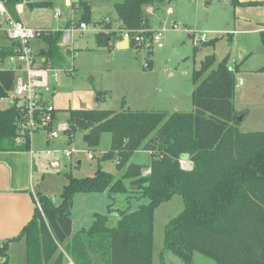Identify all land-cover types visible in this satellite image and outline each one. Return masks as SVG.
Wrapping results in <instances>:
<instances>
[{"label":"trees","instance_id":"16d2710c","mask_svg":"<svg viewBox=\"0 0 264 264\" xmlns=\"http://www.w3.org/2000/svg\"><path fill=\"white\" fill-rule=\"evenodd\" d=\"M3 1H25L31 9L55 6L53 0ZM230 1L233 5L247 3ZM159 2L162 0L117 3L121 28L149 33L146 8ZM80 7L84 13L74 22L88 24L90 5L83 2ZM63 36L61 30L41 31L39 38L47 44L42 52L43 67H66ZM121 38L118 31L95 33L97 47L108 50ZM14 48L15 43L0 49V55L8 56ZM228 57L217 61L211 53L200 68H194L191 112L70 108L69 138L82 130L89 145L97 146L103 133L110 132V148L103 158H115L118 168L125 169L123 177L101 167L93 176L82 178L66 173L68 183L60 194V204L37 192L42 211L37 205L18 237L2 244L0 257L4 261L0 264H8L9 243L16 239H24L26 264H65L64 251L76 264H154L155 211L176 194L181 195L184 208L166 224L165 249L187 264L193 262L195 252L220 264H264V130L244 132L238 128L240 116L234 97L240 66L234 65L230 71ZM147 67H152L151 58ZM259 71L264 72V66ZM15 78L14 71L0 69V99L9 96ZM19 116L15 105L0 106V151L30 150L29 137L21 145L16 142ZM139 149L151 151L149 173L131 161ZM183 153H189L190 168L183 166ZM125 180L130 181L129 186ZM80 192L105 193L113 203L117 194L149 202L135 210L120 211L114 224L109 215L111 203L107 213H94L92 224L74 233L71 210Z\"/></svg>","mask_w":264,"mask_h":264},{"label":"rangeland","instance_id":"374dc122","mask_svg":"<svg viewBox=\"0 0 264 264\" xmlns=\"http://www.w3.org/2000/svg\"><path fill=\"white\" fill-rule=\"evenodd\" d=\"M83 1L90 5V21L85 33L78 34L76 58L73 59L71 53L66 55L67 64L72 71L61 70L56 81L51 78L53 89L45 96L57 110L54 129H59V123L68 121L70 108H80L83 104L85 108L116 111L131 108L171 113L178 107L177 111L191 112L194 110L193 69L200 68L206 55L214 53L217 61L228 55L229 64L240 66L236 73L234 97L236 110L242 117L238 128L244 132L264 130V72L259 71L264 66V0H244L245 3L256 4L237 5L231 4L230 0H162L152 6L155 13L147 11V8L146 12L152 25L150 31L164 27L167 29L163 48H121L116 43L111 50L97 47L94 32L100 27L104 32H121V26L112 28L111 19L115 26L121 24L115 3L123 0ZM58 4L54 8L60 7L61 16L71 22L70 27L78 25L74 21L82 17L84 10L81 7L73 8L70 0H59ZM169 8H172V14L168 12ZM189 35L192 37L189 38ZM196 39L198 42L195 44ZM38 41L44 45L39 39ZM33 44L37 48V44ZM149 58L153 61V70L147 67ZM240 80H243L242 84L239 83ZM97 97L100 99L97 100ZM9 103L6 99L0 105ZM48 135V129L41 127L31 136L41 166L36 175L35 188L38 192L52 196L56 204H60V194L68 183L66 173L82 178L93 176L97 168L101 167L116 177H123L125 169L118 168L115 158H103L110 148V132L103 133L97 146L89 145L85 131L82 130L75 132L73 139L66 132L60 131L59 137L51 140L50 144ZM68 149L72 150L71 157H65ZM90 152L94 155L93 158L89 157ZM151 159L149 149H139L133 154L131 161L140 164L145 171L149 168ZM52 160L58 161L60 166L52 167ZM183 166L190 168V160L183 162ZM125 183L130 185L129 180H125ZM80 193H77L78 200L75 206L73 202L71 210L75 218L74 229L81 228L80 223L88 210L83 201V196L87 194ZM88 195L93 197L91 205L96 211L103 214L108 212V206L113 202L105 193ZM38 202L40 203L39 200ZM148 202L147 198L127 200L125 194L115 195L109 213L111 223L117 221L120 211L128 208L135 210L140 204ZM183 208L182 197L176 194L156 209L154 264H187L164 247L166 224ZM39 209L42 211L41 203ZM92 220L91 218L88 222ZM90 225L91 223H87L86 228ZM11 258L10 264L18 259L21 260L18 264H26L24 249L13 251ZM191 264L220 263L195 252Z\"/></svg>","mask_w":264,"mask_h":264},{"label":"crops","instance_id":"0c3cea01","mask_svg":"<svg viewBox=\"0 0 264 264\" xmlns=\"http://www.w3.org/2000/svg\"><path fill=\"white\" fill-rule=\"evenodd\" d=\"M58 1L59 0H53L55 5H59ZM70 1L73 8L80 7V4L85 2L83 0H78L77 1L78 3L74 2L73 0ZM240 1L244 2V0H240ZM121 2H117V3H121ZM117 3H115V6ZM7 8L10 16H12L17 20L22 21L27 26H31L41 30H61L64 32L65 35L68 31L71 30L70 26H66L67 23L69 22L67 21L66 18H64V16L63 17L60 16V18L55 17V9L60 8L59 6H57L56 8L42 7V8L31 9L28 6L27 2L23 1L17 4L7 3ZM6 26H7L6 20L4 18H0V49L9 48L13 46L14 43L7 34ZM111 26L113 29H117L118 27L122 26V22L118 26H115L113 20L111 19ZM87 29H88V24L85 29L78 28V30L76 29L77 31L73 30L72 32L74 35L71 32L68 41H66L65 39L66 36H63L62 51L65 56L70 55L71 53L73 59L76 58L77 52L75 50L76 49L75 44L78 40L77 39L78 34L79 35L84 34ZM101 29L102 28L100 27V29L96 30V32L100 31ZM113 31H118V30H113ZM191 37L192 35H189V38ZM38 39L41 42H43L44 45L42 43H39ZM122 41H124V39L121 38L120 40H118L117 43H121ZM34 42L35 44H37V48H35L33 44ZM30 45L37 57H41V59H45L42 55L43 54L42 52L44 49L47 48V44L43 41V39L37 36L31 40ZM71 45H73V47H71ZM135 47L138 48L137 46ZM67 63L68 61L66 60V64ZM66 67L67 68H59V69L61 70L69 69L68 64L66 65ZM153 67L154 65L152 61V67L150 68V70L151 69L153 70ZM170 75L173 74L171 73ZM6 99H8L10 103L8 105H0L1 107H6L11 105V99L9 97L0 99V103H3ZM96 99L99 100L100 98L97 97ZM82 106H84V104ZM177 109L179 108L178 107L175 108V110ZM40 167L41 166L39 159H37V152L32 145V139L30 143V150L0 151V247L6 240L18 237L22 229L33 218L37 206L36 193L38 192L35 188V181H36V175ZM84 194H87L85 195L86 197L83 196L84 198L83 201L84 203H86L88 210L86 211V214L84 215V218L80 223L81 228L74 229L75 218L72 216L74 233L78 230H81L82 228H86L87 223L92 224L93 220L91 222L88 221L91 218L93 219L94 213L98 212L93 208V205H91L92 203L91 201H93V197H90V195H88L91 193H84ZM77 196L78 194H76L74 197V206L76 204L75 203L76 200H78ZM16 249L17 251L20 249H24V261L26 262V247H25L24 239H16V240H12L9 243L8 264H10L12 260L11 253L13 251L15 252ZM1 261H4V259L0 257V262ZM18 262L20 263L21 260L18 259V261L14 262V264H18Z\"/></svg>","mask_w":264,"mask_h":264},{"label":"built area","instance_id":"2783aa9c","mask_svg":"<svg viewBox=\"0 0 264 264\" xmlns=\"http://www.w3.org/2000/svg\"><path fill=\"white\" fill-rule=\"evenodd\" d=\"M73 1L78 3V0ZM147 11L154 12V9L148 7ZM168 12L171 14L172 8H169ZM60 16L61 9L56 8L55 17L60 18ZM0 18L6 20L7 34L15 43L12 54L5 57L0 55V69L12 70L16 74L15 84L8 96L11 99V104L15 105L20 111L16 142L21 145L27 137L31 140L32 134L37 129L44 127L48 129V143L50 144L51 140L59 137L60 131L67 133L69 130L68 122L59 123V129L53 128V124L56 121L57 110L51 101L45 99V96L51 93L53 89L51 78L53 81H56L61 69L42 66L44 59L37 57L30 45L31 40L39 36L42 30L27 26L22 21L10 16L7 4L3 0H0ZM86 27L87 24L85 23H80L74 27L72 26L71 30L65 35L66 41L69 40L71 31L78 28L85 29ZM166 31L167 29L164 27L161 29H154L149 33L144 30L135 31L130 29H122L120 33L122 39H127L129 44L134 43L137 47L153 49L155 46L157 48L164 47L163 38ZM194 42L196 44L198 40L196 39ZM229 70L234 71V67L230 65ZM66 71L71 72L72 70L67 69ZM239 83L242 84L243 80H240ZM47 152L49 156L52 155L49 150ZM71 156L72 150L68 149L65 152V157ZM89 157L93 158L94 155L90 152ZM51 166L59 167L60 163L52 160ZM149 172L150 169H146L145 173ZM36 204L40 206L38 200ZM64 253L66 258L65 264H76L67 252L64 251Z\"/></svg>","mask_w":264,"mask_h":264},{"label":"water","instance_id":"95a60500","mask_svg":"<svg viewBox=\"0 0 264 264\" xmlns=\"http://www.w3.org/2000/svg\"><path fill=\"white\" fill-rule=\"evenodd\" d=\"M129 42H128V40L127 39H124V41H122L121 43H119V47H121V48H127V47H129ZM82 107H84V106H82ZM242 120V117L240 116V117H238V121H241ZM86 139L88 138L87 136L85 137ZM189 153H183L182 154V156H181V160L183 161V162H187L188 160H189Z\"/></svg>","mask_w":264,"mask_h":264}]
</instances>
